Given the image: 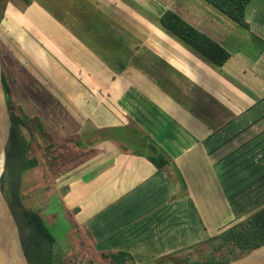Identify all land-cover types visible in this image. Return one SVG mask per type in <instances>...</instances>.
<instances>
[{
  "label": "crops",
  "instance_id": "crops-1",
  "mask_svg": "<svg viewBox=\"0 0 264 264\" xmlns=\"http://www.w3.org/2000/svg\"><path fill=\"white\" fill-rule=\"evenodd\" d=\"M14 7L1 32L63 95L60 133L80 149L65 200L96 251L160 262L253 211L246 205L262 193L259 182L234 197L223 171L239 161L241 188L264 176V147L251 139L264 132V0L249 4L247 27L205 0ZM167 11L218 43L224 64L166 29ZM159 156L169 165L158 167Z\"/></svg>",
  "mask_w": 264,
  "mask_h": 264
},
{
  "label": "rangeland",
  "instance_id": "rangeland-1",
  "mask_svg": "<svg viewBox=\"0 0 264 264\" xmlns=\"http://www.w3.org/2000/svg\"><path fill=\"white\" fill-rule=\"evenodd\" d=\"M15 5H17V0H0V20L4 17L5 11L15 8ZM0 33V57L4 88L3 91L0 83V98L7 119L5 121L7 137L3 149L4 162L0 168V180L5 198L19 229L24 251H26L25 243L27 242L37 255L42 257V260L52 250L53 264H114L109 258L104 257L94 249L84 229L76 223L73 206L66 204L67 184H69L74 167L80 161V149L74 147L76 143L74 136L65 139L60 133L62 110L59 99L63 95L59 93L57 88L46 82L43 75L41 79L33 72L32 64L26 54L21 51L23 50L22 47L11 39L10 35L6 32L3 34L1 28ZM9 105L13 106L15 112L26 124L20 127L26 144L25 162H33L31 167L20 174L18 184L13 183V180L15 181L17 175L16 156L18 155L19 142L17 139L10 138L12 122ZM261 128L263 126L259 130ZM249 138L247 137V139ZM251 139L260 147H264V132ZM65 146L71 147L65 151ZM7 151L10 156L9 166L6 169ZM259 155L263 157L264 152L260 151ZM249 156V154H242L240 157H243L242 161H246ZM239 164V161H235L230 165V168L223 171L226 180L229 181L228 190L233 192L234 197L240 198L242 195H248L252 191L250 188L259 182L254 187L262 193L247 205L245 204L251 206L253 211L237 218L240 220L234 224L264 207V176L254 179L251 182L253 184L247 183L241 188L239 184L240 175H238L241 172V169H238ZM167 165L169 164L166 163L162 168ZM249 176L247 177L249 178ZM235 185L240 187L236 192L233 187H238ZM245 205L243 209L247 208ZM31 213H36L42 218L46 228L54 238L53 244L38 231H35L36 227L32 222ZM7 225H9L10 237L20 260L21 253L12 231L11 222H4L2 225L3 233L7 237ZM6 240L8 241V239ZM8 243L11 246L9 241ZM244 255L246 254L241 255L239 250L231 248L230 245L218 248L217 242H206L178 252L172 260L155 261L150 264H186L190 261L220 262ZM6 257L10 264H13L7 252ZM17 262H19L18 259ZM29 263L31 264L30 261ZM126 264L134 263L128 259Z\"/></svg>",
  "mask_w": 264,
  "mask_h": 264
},
{
  "label": "trees",
  "instance_id": "trees-1",
  "mask_svg": "<svg viewBox=\"0 0 264 264\" xmlns=\"http://www.w3.org/2000/svg\"><path fill=\"white\" fill-rule=\"evenodd\" d=\"M213 7L218 9L222 14H224L228 19L233 21L234 23L247 27L245 22L247 8L250 3L254 0H205ZM160 23L169 31L173 32L193 48L198 50L208 59H210L215 64L221 66L224 62L228 59L229 54L215 41L201 33L200 31L196 30L194 27L189 25L186 21L180 18L177 14L172 11H167L161 18ZM5 111V110H4ZM9 111L11 115V122H12V129H11V136L12 139L18 140V155L16 156V177L13 183H19L20 174L27 170L33 162H25V151H26V144L25 139L23 138L20 127L25 126L26 124L22 121V119L18 116L15 112L13 106L9 105ZM5 115V112H4ZM5 116V121H6ZM6 131V129H5ZM8 133V132H7ZM7 137V136H6ZM9 156L10 153L7 151V161H6V169L9 166ZM33 161V160H32ZM158 167L162 168L167 163L164 157L159 156L154 162ZM28 215V213H26ZM30 216L32 217V222L35 225V231H38L44 238H47L52 244L54 243L53 236L49 233L48 229L46 228L42 218L36 214L31 213ZM7 238L11 244V247L19 261V257L14 249L12 239L9 233V225ZM12 231L15 237V231L12 227ZM16 239V237H15ZM206 242H217L218 248H222L226 245H230L231 248L235 250H239L242 254H247L255 248L264 246V207L255 213L251 214L249 217L241 220L240 222L232 225L231 227L227 228L225 231L220 233L218 236L209 239ZM204 242V243H206ZM17 243V242H16ZM51 244V245H52ZM202 244V243H201ZM37 246V243L35 244ZM25 253L31 262V264H53L52 263V250H50L45 259L42 260V257L37 255V253L32 249V247L26 242L25 243ZM19 249V248H18ZM104 257L109 258L110 261L114 264H126L128 258H125L123 254L118 253H109L104 255ZM172 256L165 258L164 260H172ZM238 258V257H237ZM237 258L228 259L225 261H190L186 264H227L232 260ZM20 258L21 264H24ZM8 264L10 262L7 259Z\"/></svg>",
  "mask_w": 264,
  "mask_h": 264
},
{
  "label": "water",
  "instance_id": "water-1",
  "mask_svg": "<svg viewBox=\"0 0 264 264\" xmlns=\"http://www.w3.org/2000/svg\"><path fill=\"white\" fill-rule=\"evenodd\" d=\"M0 83L2 86L1 88H3L1 57H0ZM3 91H4V88H3ZM4 97H5V94H4ZM4 222H9V223L11 222V225H13L12 227L15 231L17 246L21 253V258H22L21 260L23 261L24 264H30L28 257L24 251L23 243L19 236V229L17 227L16 222L14 221L13 212L10 208L8 201L5 198L1 180H0V229H2L3 227L2 225L4 224ZM0 264H8L6 255L0 256ZM227 264H264V246L255 248L249 253H247L246 255L241 256L235 260H232Z\"/></svg>",
  "mask_w": 264,
  "mask_h": 264
},
{
  "label": "bare ground",
  "instance_id": "bare-ground-1",
  "mask_svg": "<svg viewBox=\"0 0 264 264\" xmlns=\"http://www.w3.org/2000/svg\"><path fill=\"white\" fill-rule=\"evenodd\" d=\"M5 141H6V133H5V115H4V106L2 103V100L0 98V168L3 166V160H4V151H3V147L5 145ZM2 151V152H1ZM3 233V229H0V256L6 255L7 254L11 257L12 259V263L13 264H18L17 259L12 251L11 246L9 245L8 241L6 239H8L7 237ZM2 245V247H1ZM6 251V252H5ZM19 263L21 264L20 260Z\"/></svg>",
  "mask_w": 264,
  "mask_h": 264
}]
</instances>
